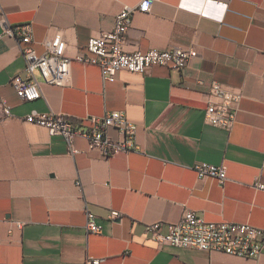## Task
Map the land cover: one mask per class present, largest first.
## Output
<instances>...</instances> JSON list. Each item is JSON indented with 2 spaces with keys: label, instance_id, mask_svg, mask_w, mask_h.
<instances>
[{
  "label": "crops",
  "instance_id": "obj_1",
  "mask_svg": "<svg viewBox=\"0 0 264 264\" xmlns=\"http://www.w3.org/2000/svg\"><path fill=\"white\" fill-rule=\"evenodd\" d=\"M141 1L0 0L9 25H32L38 53L60 31L72 58L65 86L43 82L42 96L24 101L12 80L25 77V60L0 16V100L12 112L0 114V264H84L90 256L105 264H264V248L243 258L160 246L147 231L179 221L186 208L264 229V191L253 187L264 177V0H153L134 13L124 48H195L183 69L122 70L111 82L98 65L75 59L123 7ZM215 81L243 96L231 130L205 121L218 101ZM33 111L67 115L83 128L121 111L136 125V148L107 156L79 135L71 153L63 137L26 120ZM107 132L122 139L114 127ZM200 162L226 163V181L199 177ZM87 210L101 233L87 231ZM112 210L122 216L111 219Z\"/></svg>",
  "mask_w": 264,
  "mask_h": 264
},
{
  "label": "built area",
  "instance_id": "obj_2",
  "mask_svg": "<svg viewBox=\"0 0 264 264\" xmlns=\"http://www.w3.org/2000/svg\"><path fill=\"white\" fill-rule=\"evenodd\" d=\"M152 3L153 0H142L138 5L123 7L116 17L113 28L91 37L87 44V51L80 52L75 59L82 63L98 65L103 77L111 82L116 80L117 74L122 70L145 74L155 65H166L176 69L187 67L190 61L199 55L195 48L173 47L168 50L152 48L146 52L127 51L124 48L132 16L137 11L148 12ZM0 16L6 33L19 42L25 60V77L17 76L12 80L17 95L24 101H33L42 96L43 82L65 86L70 77L72 58L66 55L67 43L63 34L57 31L52 37L46 39L43 42L45 51L40 54L32 44L31 24L9 25L2 14L1 5ZM210 94L218 101L208 105L205 121L231 130L236 121L242 94L226 89L218 81L212 84ZM0 114L4 118L12 114L11 107L4 100H0ZM26 120L46 127L52 135L63 137L71 153L78 152V149L74 147V139L79 135L87 138L93 147H98L107 156L136 148L132 145L136 125L121 111H112L104 116L94 117L90 128L81 127L64 114L33 111ZM110 127L116 128L122 135V139L111 137L107 132ZM227 169L226 163L216 165L200 162L195 165L199 177H214L221 183L227 179ZM253 187L258 191H264V177H257ZM121 216L120 211H111V219ZM164 224L167 227L166 233L161 231ZM17 226L22 227L23 223L17 222ZM86 229L90 233L102 232V226L97 222L95 214L89 210H87ZM147 231L160 246L169 245L181 249L220 252L243 258L258 257L264 248L263 228L249 223L226 220L207 221L197 211L188 208L184 210L179 221L150 223L147 225ZM105 261V258L90 256L84 264H105Z\"/></svg>",
  "mask_w": 264,
  "mask_h": 264
},
{
  "label": "water",
  "instance_id": "obj_3",
  "mask_svg": "<svg viewBox=\"0 0 264 264\" xmlns=\"http://www.w3.org/2000/svg\"><path fill=\"white\" fill-rule=\"evenodd\" d=\"M119 220V219H118Z\"/></svg>",
  "mask_w": 264,
  "mask_h": 264
}]
</instances>
